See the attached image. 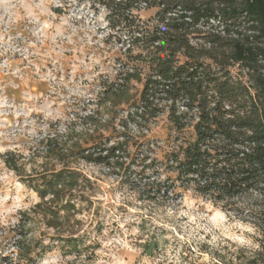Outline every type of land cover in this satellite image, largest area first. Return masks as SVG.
Segmentation results:
<instances>
[{"label":"rangeland","instance_id":"1","mask_svg":"<svg viewBox=\"0 0 264 264\" xmlns=\"http://www.w3.org/2000/svg\"><path fill=\"white\" fill-rule=\"evenodd\" d=\"M134 2L130 26L109 21L111 0H0L1 256L11 254L18 224L33 243L54 244L37 264H217L234 261L243 246L256 247L250 219L227 214L192 191L181 193L167 179L173 175L157 163L175 136L166 109L140 139L134 125H128L131 140L121 168L82 159L70 164L91 186L88 203L77 206L81 213L74 220L79 223L71 224L82 241L76 252L55 246L57 230L46 229L35 216H22L38 197L4 166L6 152L21 154L25 170L39 169L46 162L43 140L84 141L93 133L91 120L111 143L123 140L127 131L119 122L128 107L113 109L105 90L122 85L135 68L140 71L134 57L141 49L132 44L138 30L155 24L150 21L154 8L144 0ZM232 71L247 76L242 67ZM128 88L132 102L142 83L132 80ZM147 139L153 143L146 153L139 143ZM90 152L96 156L97 147ZM47 166L59 168L54 161ZM145 243L150 255L143 252Z\"/></svg>","mask_w":264,"mask_h":264},{"label":"trees","instance_id":"2","mask_svg":"<svg viewBox=\"0 0 264 264\" xmlns=\"http://www.w3.org/2000/svg\"><path fill=\"white\" fill-rule=\"evenodd\" d=\"M144 2L154 8L150 21L155 24L138 30L132 44L141 49L134 60L142 68L126 74L122 85L105 90L113 109L124 104L128 107L119 122L127 131L123 140L111 143V138L101 135L98 124L91 120L93 133L84 141L55 137L43 140L46 162L39 169L33 166L25 170L21 154L6 152L2 156L4 166L38 197L22 216L27 220L35 216L46 229L57 230L55 246L76 252L82 241L71 224L79 223L74 220L81 213L77 206L88 203L86 192L91 186L90 180L70 164L82 159L121 168V155L131 140L128 125H134L140 139L141 132L149 130L166 109L175 136L157 163L173 175L167 179L181 193L192 191L220 205L227 214L250 219L258 235L255 248L243 246L234 261L217 264H264V73L260 62V57L264 59V0ZM133 3L111 0L109 21L134 26ZM218 16L227 29L226 35L207 34L196 27ZM251 29L256 35L243 32ZM236 65L247 69V76L233 72ZM132 80L142 83V89L130 102L128 85ZM152 143L147 139L139 146L146 153L152 152ZM92 147H97L96 156L90 152ZM52 161L58 169L47 166ZM152 161L156 162L155 158ZM16 227L18 238L12 244L13 250L10 255H0V264H37L54 244L33 243L23 224ZM64 227L67 236L60 233ZM142 247L144 253H152L148 243Z\"/></svg>","mask_w":264,"mask_h":264},{"label":"built area","instance_id":"3","mask_svg":"<svg viewBox=\"0 0 264 264\" xmlns=\"http://www.w3.org/2000/svg\"><path fill=\"white\" fill-rule=\"evenodd\" d=\"M250 24L246 25L245 29L247 27H249ZM196 27L201 30L202 32L204 33H216V34H219V35H226V27L225 25L222 23L221 21V17H212V18H209V20L207 21H201L199 22V24L196 25ZM243 32H246L248 35H256L255 31H253L252 29L251 30H248V31H243ZM231 36L237 38V34H235L234 32H230ZM260 62L262 63L263 65V70L262 72L264 73V59L260 57ZM238 66V65H236ZM247 71V69H246Z\"/></svg>","mask_w":264,"mask_h":264}]
</instances>
